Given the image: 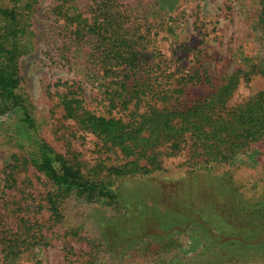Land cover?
<instances>
[{
    "label": "rangeland",
    "instance_id": "obj_1",
    "mask_svg": "<svg viewBox=\"0 0 264 264\" xmlns=\"http://www.w3.org/2000/svg\"><path fill=\"white\" fill-rule=\"evenodd\" d=\"M29 2L32 34L20 67L22 92L31 104L38 132L71 163L80 164L86 175L102 177L106 167L123 164L128 159L106 146L97 134L81 125L78 118L69 117L62 102L64 95L76 94L84 99L87 109L107 116L110 112L118 113L110 107L103 93L113 78L105 76L90 58V52L96 48V34L82 27L86 35L83 50L76 51V36L81 26L68 19L69 14L76 13L92 22L97 0ZM120 2L126 13L124 32L140 41L137 47L140 61L138 67L130 71L132 78H147L156 84L155 90L162 94L167 91L166 98L151 94V104L193 103L208 95L231 72L250 70L252 66H257L258 70L252 68L247 77L241 73L228 106L243 104L264 90L259 0ZM196 73L202 76L200 81L182 79L184 75L192 77ZM181 87L183 92L174 91ZM22 117L20 108L0 114V233L7 229L16 231L17 221L30 222L36 224L33 233L42 239L36 240L29 249H22L16 261L10 264H203L212 257L213 253L204 251L201 233L189 227L172 229V214L164 217L157 213L163 222L161 225L155 221L157 226L153 229L145 220V227L153 236L141 231L137 236L128 237L132 222L122 217L123 211L114 205L87 202L71 195L62 203V215L56 221L46 199L51 182L25 164L24 149L15 141L19 128L29 132L28 126L20 122ZM158 149L162 164L158 174L169 178L168 183L189 177L194 171L210 175L229 171L247 196L257 198L264 192V140L252 144L226 165H192L189 144L178 152L172 150L170 142L159 145ZM153 185L145 180L130 184L129 188L139 186L134 189L146 191ZM144 203L151 213L164 207L162 204L155 207L148 199ZM103 215L120 221L126 233L120 243L113 237L106 239L99 224ZM5 223L8 224L3 226ZM245 255L247 253L239 251V244H235L221 253L223 258H219L218 264H264V255L260 259Z\"/></svg>",
    "mask_w": 264,
    "mask_h": 264
},
{
    "label": "trees",
    "instance_id": "obj_2",
    "mask_svg": "<svg viewBox=\"0 0 264 264\" xmlns=\"http://www.w3.org/2000/svg\"><path fill=\"white\" fill-rule=\"evenodd\" d=\"M259 1L258 24L264 42V0ZM30 9L29 0H0V114L13 108L22 110L20 122L28 126L29 132L19 128L15 141L24 149L25 164L51 182L46 199L53 218L60 219L62 203L74 195L87 202L114 205L123 211L122 217L132 222L126 234L118 219L103 215L99 224L107 240L113 237L120 243L123 235L133 237L141 231L153 236L145 227V220L153 229L157 226L155 221L161 225L163 222L157 213L164 217L172 214V229L189 227L201 233L204 251L213 253L203 264H218L219 258H223L221 253L235 244H239L241 254L247 253L246 257L251 254V259L263 257L264 192L257 198L247 196L229 171L222 175L194 171L174 183H168L169 178L158 174L162 169L158 147L165 142H170L176 152L189 144L192 165H226L252 144L264 140V90L243 104L228 106L241 73L247 77L252 68L258 70L257 66L231 72L208 95L193 103L154 105L150 95L166 98L167 91L162 94L155 90L156 84L147 78H132L130 71L135 70L140 61L137 48L140 41L124 32L126 13L120 0H97L92 22L80 14H69L68 19L81 26L76 36V51L83 50L86 35L82 27L96 34V48L90 52V58L105 76L113 78L103 93L110 107L118 113L110 112L108 116L96 113L87 109L84 99L75 94L62 97L67 115L78 118L81 125L97 134L106 146L128 159L123 164L106 167L102 177H92L84 173L80 164L71 163L40 136L31 104L22 92L20 60L27 52V40L32 34ZM194 78L200 81L202 76L187 74L182 79L187 82ZM183 89L174 91L183 92ZM126 110L129 112L125 113ZM145 180L154 185L146 191L134 189L139 186L129 188L130 184ZM146 197L155 207L159 204L164 207L151 213L144 203ZM19 223L17 221L16 231L7 229L0 233V264L15 262L22 249H29L36 240L42 239L32 231L35 223Z\"/></svg>",
    "mask_w": 264,
    "mask_h": 264
}]
</instances>
